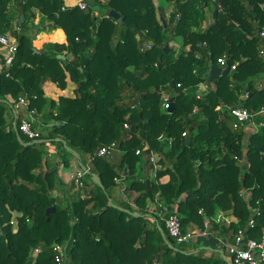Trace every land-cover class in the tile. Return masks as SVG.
<instances>
[{"label":"trees","instance_id":"obj_1","mask_svg":"<svg viewBox=\"0 0 264 264\" xmlns=\"http://www.w3.org/2000/svg\"><path fill=\"white\" fill-rule=\"evenodd\" d=\"M85 1L86 10L64 9L65 0H0V34L18 44L0 72V264H55V244L65 247L70 264H228L225 246L213 245L206 256L208 248L177 244L156 213L175 206L184 232H204L211 221L212 233L229 243L240 230L246 239L264 237V128L253 134L246 125L235 129L230 111L264 108V0H163L172 3L169 15L155 0ZM211 6L209 26L194 30ZM112 11L123 23L108 17ZM38 15V29H62L67 43L37 50ZM178 38L183 50L175 56L171 44ZM144 42L152 49L143 52ZM223 56L236 68L210 82L207 73ZM68 78L77 86L74 98L45 96L47 82L66 90ZM201 84L208 89L198 98ZM25 95L37 97L31 108L46 120L39 122L44 144L25 147L14 131L19 119L9 100ZM164 95L175 105L172 114L162 107ZM59 139L90 164L83 194L61 177L72 161L80 166ZM114 142L120 156L90 162ZM152 153L159 155L155 180L143 179ZM118 179L129 202H115ZM218 214L237 222L217 224Z\"/></svg>","mask_w":264,"mask_h":264},{"label":"built area","instance_id":"obj_2","mask_svg":"<svg viewBox=\"0 0 264 264\" xmlns=\"http://www.w3.org/2000/svg\"><path fill=\"white\" fill-rule=\"evenodd\" d=\"M68 7L66 5L64 9ZM70 7H79L81 10H86L88 8V4L85 0H76L75 4ZM110 17V16H108ZM260 37L264 38V29L260 30ZM138 40L142 41V37L139 36ZM0 47L5 49L6 55L4 58L5 63L7 66H10L12 60L16 56L18 52V44L11 43L8 36L0 34ZM153 44L151 42H144L141 43V49L143 52L151 50ZM190 48H187L189 50ZM262 56H264V52H262ZM230 62L227 56H223L218 58L217 66L222 68L223 70L227 67L228 63ZM231 63V62H230ZM158 67V64H155ZM3 68V67H2ZM0 69V72L2 71ZM236 65L231 63L230 74L235 70ZM262 88V85H259ZM208 86L206 84H201L199 87L198 98L207 91ZM242 98H248V95L242 96ZM37 99L36 96L32 98L25 95L20 97L18 100H9L11 111L16 115L19 119V131L22 132L29 140L37 141L42 139V133L39 130V119L37 117L36 110L31 108L32 101ZM172 101L168 95H164L162 98V107L164 110H169L171 108ZM230 110V108H228ZM218 111H222V107L217 108ZM231 115L234 118V128L239 129L241 126L246 125V131L249 133H257L263 130L264 122H257V117L264 115V108L260 109V111L254 113L250 112L248 109L244 107L233 108L230 110ZM19 114V115H18ZM125 129H129V126L126 124ZM183 137H186V134L183 133ZM161 139H164L163 137ZM169 142L171 140H168ZM142 150L138 149L136 154L139 156L141 155ZM122 154L121 150L118 147L116 142L111 143L100 150H98L93 157L90 159L92 162L96 158H104L108 160H114L118 156ZM237 159V157H236ZM159 155L156 153L151 154L150 163L152 164L151 174L156 177V171L159 168L158 165ZM245 164V163H244ZM85 169L79 168V170L71 176V181L75 185L76 190L82 191L85 188L84 179L91 174L90 172V164H84ZM123 176L121 179H123ZM154 177V180H155ZM121 179L117 181L120 182ZM122 181V180H121ZM253 214H258V210L251 209ZM157 216L164 222L166 231L168 232L169 236L172 237L177 244H192L196 241V236L201 234V232L196 231H185L181 225V218L176 213V211H168L164 208L162 212L156 213ZM168 214V215H165ZM254 219L251 218L249 222V227H254ZM217 224L224 222L226 226H229L232 223V220L229 216H223L219 214L215 219ZM224 240L222 239V245L228 249V260L232 264H264V237L259 240L254 239H246L245 238V231L240 230L237 235L234 237L231 243H223ZM53 256H54V263L55 264H70L67 258L66 249L63 245L55 244L53 246Z\"/></svg>","mask_w":264,"mask_h":264},{"label":"crops","instance_id":"obj_3","mask_svg":"<svg viewBox=\"0 0 264 264\" xmlns=\"http://www.w3.org/2000/svg\"><path fill=\"white\" fill-rule=\"evenodd\" d=\"M75 2H76V0H65L66 5H68V6H72L73 4H75ZM41 19H42L41 16L38 15L34 21L35 24H38L41 21ZM36 43H42V47L40 49L36 48ZM50 43L66 44L67 41H66V36H65L64 31L62 29L42 31L41 33H39L37 35V39L34 40V45H35V48L37 50L43 49L46 44H50ZM5 55H6L5 49L3 47H0V69L3 67V64H4L3 59L5 58ZM69 80H70V78H68V81H67L68 86H67L66 90H61V89L57 88L56 85H54L53 83L47 82L44 86L45 96L49 98V97L55 96L56 93H58V94H64L65 95V96L61 95V97H68V96L69 97H75L76 85H73L71 87L72 90H68V88H70ZM53 99L55 100V98H53ZM56 101H59V100H56ZM73 164H75V165H73ZM70 166H71L72 172L70 174H68L67 177L69 178V181L72 183L71 176L79 170V167H78L77 163L74 161ZM145 175H148L151 180H154V176L151 174V168L150 167L146 170V172H144L143 175H141V178L144 179ZM120 186H121L120 192L117 194L116 199L119 202H123V203L129 202L128 199H130V198L128 197V194L126 192L127 188H126L125 181H122V185H120ZM165 209L168 211H176L175 206L170 207V208H165ZM229 217L231 218L232 222H237V219L234 216H229ZM212 225L213 224L211 223V221H206L207 229L204 232H201V234L197 235L196 241L193 242L192 244H190V246H192V245L194 246L193 248H198V247L208 248L206 256H209L211 254V252H212L211 247L213 245H214V247H216L218 249H220L223 246L222 245V239L224 240L223 243H228L227 239H225L224 237L219 236V234L217 235L216 233H212V228H213Z\"/></svg>","mask_w":264,"mask_h":264},{"label":"water","instance_id":"obj_4","mask_svg":"<svg viewBox=\"0 0 264 264\" xmlns=\"http://www.w3.org/2000/svg\"><path fill=\"white\" fill-rule=\"evenodd\" d=\"M96 10H99V9L96 8ZM218 10H219V6H218L217 4H215L214 16H215V14L217 13ZM109 16H110L111 18L115 19V20H119L120 23H123V19L120 17V15H119L118 13L112 11V12H110V15H109ZM23 21H24V19L21 18V22H20V23H22ZM171 51H172V49H170L169 47H166V48H165V52H166L167 54H170ZM58 58H59V59H62V60H65V59H66V57H65V56H62V55H59ZM230 69H231V63H230V62L228 63L227 67H226L224 70H223L222 68H220L219 66H217V65H213V66L211 67L210 71L207 73V75L210 77V78H209V81H210V82H213L214 80L218 79V78L221 77V76H229V75H230ZM4 102L7 103V101H4ZM174 109H175V105L172 104V105H171V108L169 109V113L172 114L173 111H174ZM13 114L15 115V118H17L16 112H14ZM13 127H14V131L16 132V135H17L18 141L21 143V145H23V146H25V147H26V146H29V145H32V144H44V143L47 142V140H45V139L37 140V141H34V142H23V140H22V138H21V135H20V132H19V130H18L17 124L14 123ZM263 133H264V130H263ZM58 141L63 142L65 148H66L69 152H71V153L73 154V156L79 161V166H80V168H81V169H85V165L80 161V160H81L80 155H79L77 152L72 151V149H70V148L67 146V144H66L62 139H59ZM187 141L189 142L190 139H187ZM91 177H92V180H93V181H94L99 187L103 188L102 182H101L100 178H99L97 175H92ZM109 201H110V203H111L112 206L117 207V208H118L120 211H122V212H125V213H128V214H132V215H134V216H140V214H138V213H133V212H131V211L128 210V209H124V208H122V207H118V206H116V205L113 203V200H112V199H110ZM52 212H55V208H50V209H48V210L46 211V215H47V217H48V220H49V217H50V215H51ZM162 235H163V238H164V240L166 241V243L170 246V248H172V249H176L174 246H172V245L170 244V242L168 241V239H167V237H166L164 231H162ZM223 259H224L228 264H232V263L228 260V258H227L225 255H223ZM28 264H29V263H28Z\"/></svg>","mask_w":264,"mask_h":264},{"label":"rangeland","instance_id":"obj_5","mask_svg":"<svg viewBox=\"0 0 264 264\" xmlns=\"http://www.w3.org/2000/svg\"><path fill=\"white\" fill-rule=\"evenodd\" d=\"M156 1V4L158 5V6H162V5H164V7H165V10L167 11V14L169 15L170 14V11H171V9H172V3H166L165 1H163V0H155ZM213 11V7L211 6V7H209L208 9H205L204 10V14H203V20H201L200 21V25H198L197 27H193V29L194 30H203V29H205V28H207L208 26H209V24H210V22H211V12ZM13 13L14 14H11V19H12V21H13V23H15V21L17 20V13L15 12V11H13ZM168 18V17H167ZM31 24V23H30ZM33 25V24H32ZM43 25H45V23H43ZM34 27H35V29H38V28H40L41 26H42V23H38V24H36V25H33ZM38 30H41V29H38ZM42 32V30L41 31H38V33H36L37 35L39 34V33H41ZM37 35L35 36V39L34 40H36L37 39ZM35 46V45H34ZM42 47V43H36V48H38V49H40ZM45 47V46H44ZM171 47H172V49H173V55H175V56H178L181 52H182V50H183V45H182V41H181V39H176L175 40V42L174 43H172L171 44ZM172 52V51H171ZM170 52V53H171ZM210 78V77H209ZM71 80V79H70ZM69 80V82H70V88H68V90H72L71 89V87L73 86V85H75L72 81H70ZM77 87V86H76ZM61 95L62 96H65L64 94H58V93H56V95L55 96H52V97H47L48 99H53V98H55V100H59V98L61 97ZM72 95V94H71ZM69 97V96H68ZM70 98H74V97H70ZM58 102V101H57ZM46 122V120H45V118H41L40 120H39V122ZM49 122H52V121H49ZM73 163V161L71 162V164ZM73 165H75V164H73ZM63 170H61V177H62V179H63V181H64V183H65V185L67 186V187H71V182L69 181V178L67 177V175L68 174H70L71 172H72V169H71V166H70V168L69 167H63L62 168ZM154 177H155V174L153 175ZM75 190H76V188H74ZM78 191V190H77ZM79 192V194H82V191H78ZM84 192V191H83ZM55 195L56 196H60V193L58 192V191H56L55 192ZM62 195V194H61ZM82 197H85L84 195H81ZM245 197H246V199H249L250 198V194L248 193V192H245ZM115 202L116 203H118V200L117 199H115ZM150 207H152L151 208V211H156V209H153V208H156V207H154V206H150ZM160 212V211H159ZM159 214V213H158ZM38 253H39V250H35V251H33L32 252V258L35 260L36 259V257H37V255H38Z\"/></svg>","mask_w":264,"mask_h":264},{"label":"bare ground","instance_id":"obj_6","mask_svg":"<svg viewBox=\"0 0 264 264\" xmlns=\"http://www.w3.org/2000/svg\"><path fill=\"white\" fill-rule=\"evenodd\" d=\"M86 185V184H85Z\"/></svg>","mask_w":264,"mask_h":264}]
</instances>
